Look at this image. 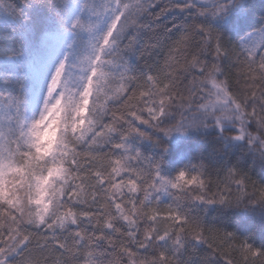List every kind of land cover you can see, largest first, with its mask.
<instances>
[{
	"label": "snow or ice",
	"instance_id": "1",
	"mask_svg": "<svg viewBox=\"0 0 264 264\" xmlns=\"http://www.w3.org/2000/svg\"><path fill=\"white\" fill-rule=\"evenodd\" d=\"M0 264H264V0H0Z\"/></svg>",
	"mask_w": 264,
	"mask_h": 264
}]
</instances>
